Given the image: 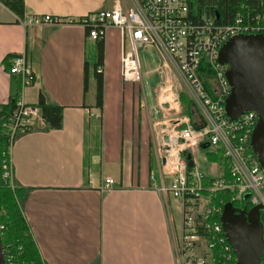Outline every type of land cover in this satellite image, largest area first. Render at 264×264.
<instances>
[{"label": "crops", "instance_id": "1", "mask_svg": "<svg viewBox=\"0 0 264 264\" xmlns=\"http://www.w3.org/2000/svg\"><path fill=\"white\" fill-rule=\"evenodd\" d=\"M120 2L24 0V6L25 16L77 21ZM103 42L99 109L91 69L85 94L83 90L84 63L96 62V42L85 29L63 22L22 26L0 3V106L8 103L18 83L9 73L8 58L24 55L36 79L20 88V100L34 105L42 97L47 105L63 109L60 129H49L39 117L17 134L10 150V184L23 190L18 205L45 264H176L178 234L171 212L180 206L154 189L157 175L154 182L149 179L157 168L154 157L150 162L159 122L153 112L161 110L150 92L139 97L134 88L127 92L120 73L119 31L110 28ZM205 152L193 151L194 168L215 177L221 169L206 160ZM106 178L113 180L111 188L104 187Z\"/></svg>", "mask_w": 264, "mask_h": 264}, {"label": "built area", "instance_id": "2", "mask_svg": "<svg viewBox=\"0 0 264 264\" xmlns=\"http://www.w3.org/2000/svg\"><path fill=\"white\" fill-rule=\"evenodd\" d=\"M128 1V5L116 4L110 10L88 13L75 24H80L92 41L104 40L110 28L119 31L120 73L124 82H142L139 50L146 47L152 48L159 59H166L179 74L189 92L185 93L193 100L205 124L194 128L186 122L183 128L169 134V142L161 143L157 168L149 179L154 182L157 175L159 184L154 189L165 199L176 200L180 206L179 233L174 239L176 264H235L233 249L216 219L221 207L212 200L217 193L229 191L231 200H248L252 207L261 206L260 213H264V170L250 146L256 113L248 111L234 120L225 113L224 100L230 88L225 78L227 66L218 62V53L222 44L234 36H264V13L256 14L251 20L238 15L229 25L220 26L206 18L197 24L189 18L190 0ZM54 23L62 22L47 15L25 16L19 21L22 26ZM97 72H103V67L98 66ZM9 73L18 78L22 89L36 79L24 55L10 60ZM205 80L211 83L209 90L204 87ZM160 94L163 97L160 109L163 104L170 108L179 102L176 88L164 87ZM39 117L38 107L25 104L19 98L14 111L2 118L1 132L8 144L1 163L5 182L10 183L12 177L10 150L17 134L29 130ZM203 146H208L210 152L222 151L230 178L222 171L215 177H208L195 168L188 171L183 152L192 156L194 150H204ZM164 147L167 149L163 150ZM166 176L171 177L168 184ZM206 178L212 180L205 184ZM112 185L111 178L104 180L105 188ZM4 260L5 264H18L10 256H4ZM260 264H264V251Z\"/></svg>", "mask_w": 264, "mask_h": 264}, {"label": "trees", "instance_id": "3", "mask_svg": "<svg viewBox=\"0 0 264 264\" xmlns=\"http://www.w3.org/2000/svg\"><path fill=\"white\" fill-rule=\"evenodd\" d=\"M0 3L13 13L17 17V23L25 18V6L24 0H0ZM264 13V0H190L189 1V18L195 23L202 22L201 19H211L217 25H229L233 23L234 19L238 15L245 16L244 18L251 20L256 14ZM248 14V15H247ZM71 19H60L61 22ZM72 23H78L79 20H71ZM86 36L87 31L85 30ZM88 38V37H87ZM96 42V62L89 66L87 62L84 63V94L87 91L88 85V70L91 69L96 79V106L99 109L103 107V76L102 72L98 73V66H103L104 60V42L103 38L98 39ZM17 56V55H15ZM15 56H12L15 57ZM8 63L10 65V60ZM210 82L204 81V87L209 90ZM20 82L17 83V88L13 96L10 97L7 104L0 106V240L3 245L4 256H10L13 262L18 264H45L42 260L35 241L32 237L30 228L27 221L18 205V199L23 194V190L14 188L9 182H5L2 178L1 163L4 160L7 138L1 132V120L9 116L16 108V103L20 95ZM184 93V92H183ZM182 104L184 102L189 122L194 128H200L205 124L202 116H192L190 110L192 106L196 108L195 104L191 102V99H187L185 94L181 95ZM40 111V118L46 124L49 129L58 130L62 126L63 109L61 107L47 105L43 98L40 97L37 104ZM197 109V108H196ZM198 111V109H197ZM199 113V111H198ZM184 126H181L183 128ZM208 146L204 149L208 150ZM190 158L185 157L186 163L191 162V166L188 167V171L194 170V162L191 154ZM206 160L210 163H216L223 175L226 178H230V171L227 164V160L223 157L221 150L205 153ZM150 162H153V155L150 157ZM212 179L206 178L204 183L207 184ZM223 201L221 204L220 201ZM212 203L220 205L221 214L225 205H231L232 208H238L244 211H249L252 206L248 200H231V193L229 191H222L217 193L216 197L212 200ZM236 210V209H235ZM237 211V210H236ZM239 211V210H238ZM221 214L216 218L220 223ZM260 221L264 230V213H260Z\"/></svg>", "mask_w": 264, "mask_h": 264}, {"label": "water", "instance_id": "4", "mask_svg": "<svg viewBox=\"0 0 264 264\" xmlns=\"http://www.w3.org/2000/svg\"><path fill=\"white\" fill-rule=\"evenodd\" d=\"M218 62L227 65L225 78L230 88V93L224 100L227 117L234 120L248 111L257 115L250 146L264 170V36L238 35L230 38L219 49ZM162 107L168 109L167 104ZM162 140L165 144L169 142L167 135ZM183 156L190 158L187 152H183ZM162 162L164 163V159ZM187 166H191L190 161ZM260 209L261 206H254L247 212L237 210L239 215H235L236 210L231 205L224 206L220 224L233 249L235 264L261 263L264 230L260 221ZM0 264H5L1 240Z\"/></svg>", "mask_w": 264, "mask_h": 264}, {"label": "rangeland", "instance_id": "5", "mask_svg": "<svg viewBox=\"0 0 264 264\" xmlns=\"http://www.w3.org/2000/svg\"><path fill=\"white\" fill-rule=\"evenodd\" d=\"M120 5H128V0H121ZM139 58L142 64L141 76H142V86L140 83L133 85L130 82H125L124 84L127 87V92H132L134 88L135 94L139 97L142 96V93L150 92L154 99L156 100V104L159 107L160 102H162L163 97L160 94V91L169 87L172 89L176 88L179 91V102L178 104L172 105L168 109L161 108L154 109V116L158 118V123L155 125L156 127L153 129V139H154V151L155 154H152L154 157V166L156 165V161L159 155H161L160 145L162 143V138L164 135H169L171 133H175V130L181 129V125L185 126L186 122L191 124L189 118L186 113V108L184 102L182 104L181 95L185 94L187 99H190L187 93L189 94L186 87L183 85L181 77L175 69L169 64L166 59H159L155 52L152 49H140L139 50ZM156 70V71H155ZM134 86V87H133ZM181 90V92H180ZM184 92V93H183ZM187 92V93H185ZM193 102V100H191ZM154 106V105H153ZM155 107V106H154ZM160 108V107H159ZM192 116H198V111L195 107L192 106V110H190ZM169 138V137H168ZM205 151V150H204ZM207 153V152H205ZM204 156V153L202 154ZM5 158V156H3ZM202 168H206L205 163L198 162ZM209 166V165H208ZM209 169V168H208ZM168 180V178L166 179ZM168 184V182H166ZM173 223H174V231L178 234L179 226L181 221L180 210L174 208L172 210Z\"/></svg>", "mask_w": 264, "mask_h": 264}, {"label": "flooded vegetation", "instance_id": "6", "mask_svg": "<svg viewBox=\"0 0 264 264\" xmlns=\"http://www.w3.org/2000/svg\"><path fill=\"white\" fill-rule=\"evenodd\" d=\"M226 66H227V65H226ZM235 209H236V210H241V209H238V208H235ZM234 214H235V215H239V214H238V211H234Z\"/></svg>", "mask_w": 264, "mask_h": 264}]
</instances>
